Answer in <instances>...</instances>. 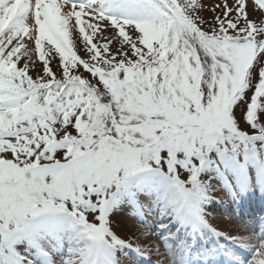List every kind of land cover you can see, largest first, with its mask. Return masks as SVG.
<instances>
[{"label": "snow or ice", "instance_id": "6c2138e0", "mask_svg": "<svg viewBox=\"0 0 264 264\" xmlns=\"http://www.w3.org/2000/svg\"><path fill=\"white\" fill-rule=\"evenodd\" d=\"M256 139L264 0H0V264H218L203 204Z\"/></svg>", "mask_w": 264, "mask_h": 264}, {"label": "rangeland", "instance_id": "374dc122", "mask_svg": "<svg viewBox=\"0 0 264 264\" xmlns=\"http://www.w3.org/2000/svg\"><path fill=\"white\" fill-rule=\"evenodd\" d=\"M208 2L209 3H215L216 2V0H208ZM206 15H207V13H206ZM254 141H261L260 139H256V140H254ZM252 175H253V171H250L249 172V176H247L246 178H247V180H249L250 178H252ZM256 177V176H255ZM226 179H228V178H226ZM230 181L231 180H233V181H235L234 179H229ZM227 182L224 180V179H222V177L221 178H217V179H215L214 180V182L211 184V192H212V196L214 197V198H211V199H209V201L207 202V205H208V211L210 212V213H212L213 215H215L216 217H215V219H213V224L214 223H216L218 226H219V222L217 221L218 220V217L219 216H225V217H228V216H226L223 212H220V211H215V208H216V206H217V203H216V201L217 200H221V198L224 196V192H223V189H222V187L221 186H224V188H225V192H226V190H227ZM240 189V188H239ZM218 190H220V191H222V192H217ZM150 219H153V223H155V218H151V217H149ZM219 227H221V226H219ZM223 227H226L227 229H229L230 230V226H228V224L226 225H224ZM124 230V226L123 225H118L117 226V231H123ZM148 231H150V232H152L153 233V235H152V237H151V240L153 241V242H156V243H158V238H157V235L155 234V231H153V230H151V228L150 229H148ZM145 238L144 237H141V240H144Z\"/></svg>", "mask_w": 264, "mask_h": 264}, {"label": "bare ground", "instance_id": "6f19581e", "mask_svg": "<svg viewBox=\"0 0 264 264\" xmlns=\"http://www.w3.org/2000/svg\"><path fill=\"white\" fill-rule=\"evenodd\" d=\"M212 1H213V0H212ZM217 192H222V191L218 190ZM248 192H249V193H253V190L251 189V187H249V191H248ZM224 196H225V194H224ZM249 203H250V202H249ZM252 203H253V202H252ZM238 207H239V209H241V208H242V205H239ZM217 221L219 222V226H221V228H223V229H225V230L227 229L226 227H223L225 224H226V225L228 224V226L231 227L230 230H231L232 228H242L241 225H239L237 221L230 220L229 218H227V217H225V216H219ZM204 227H206V226H204ZM205 229H206V228H205ZM206 236H207V235H206ZM209 239H211V237H208V240H209Z\"/></svg>", "mask_w": 264, "mask_h": 264}]
</instances>
